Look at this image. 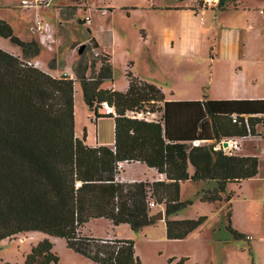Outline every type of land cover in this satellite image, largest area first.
Instances as JSON below:
<instances>
[{
	"label": "trees",
	"instance_id": "trees-1",
	"mask_svg": "<svg viewBox=\"0 0 264 264\" xmlns=\"http://www.w3.org/2000/svg\"><path fill=\"white\" fill-rule=\"evenodd\" d=\"M227 1L220 0L218 8L224 9ZM0 36L21 49L15 55L0 48V241L41 232L64 239L68 248L98 264H141L133 240L95 238L83 235V228L104 218L139 230L154 224V210L164 208L167 237L185 239L206 221L170 219L185 206V181L213 184L203 190L201 201L227 202V230L236 240L246 238L232 226V194L226 189L256 177L259 157L227 155L219 144L238 137L255 142L256 126H264V101H165L161 88L130 71L126 92L102 89L113 77L110 56L91 60L81 54L74 73L86 105L96 110L108 101L116 111L114 147H93L86 143V133L81 139L75 133V80L29 65L41 53L39 43L15 36L1 18ZM146 111H158L160 121L127 116ZM99 117L96 113L95 119ZM134 162L165 178L116 180L118 163ZM58 262L53 243L45 239L32 247L24 264Z\"/></svg>",
	"mask_w": 264,
	"mask_h": 264
},
{
	"label": "crops",
	"instance_id": "crops-1",
	"mask_svg": "<svg viewBox=\"0 0 264 264\" xmlns=\"http://www.w3.org/2000/svg\"><path fill=\"white\" fill-rule=\"evenodd\" d=\"M219 1L214 0L212 6L204 7L201 0H140L139 3H128L120 7V10L126 12L125 17L123 14L121 16L125 20L124 30L121 32H126V23L129 25L133 23L135 27L132 35L136 37L134 40L137 46L136 57H132L131 52L125 50L122 53V62L131 67L132 71L128 68L125 72V82L121 84L117 83L113 71V77L107 79L111 82L107 85L105 80L101 84V88L126 92L129 85L126 74L130 71L135 77L161 88L165 101H264V66H262L264 61L259 62L264 60V0H236L235 2L228 0L224 9L218 8ZM64 5L60 3L57 6ZM104 8L99 11L110 15L112 24H114L116 8L109 1L105 3ZM0 39L4 38L0 36ZM90 39H94L99 46L98 49H93L94 55L108 54L114 68L121 56L118 55L117 48V43L124 41L121 34H115L113 31L111 36H107L106 45H103L93 32H90ZM24 40L38 42V39L34 38H24ZM39 45L43 47L40 43ZM0 48L15 55H21V49L18 46ZM44 54L41 50L40 55L33 62L41 63L40 68L54 77H61L66 74L71 76L76 85L78 80L72 64L65 68L59 63L49 66L47 61L49 56ZM137 61L143 63L142 68L138 71L136 70ZM100 65L99 60L96 65L97 70H99ZM77 100L79 103L81 101V111L84 112L88 123L93 122L97 127L96 143L94 145L87 143L89 137L87 132L86 143L93 147L108 146L113 148L115 144V116L104 115L100 108L91 110L86 105L84 98H80L78 94L75 96L76 136L81 139L77 133ZM96 113L100 115L98 119H95ZM112 129H114V139L111 141L110 132ZM259 130L260 126H256V132ZM263 143L264 141L260 140L247 141L239 152L245 156L259 157L258 175L240 183L228 184L226 189L227 193L232 194V198L228 202L231 205L232 226L238 232L246 235L245 240H251V234L254 233L252 232L253 227L262 225L259 219L261 216H258L257 212L260 210L258 206H262L261 203H264ZM189 171L192 174L194 168L190 166ZM121 176L123 182L154 181L165 178L156 169L149 168L141 162L126 165ZM202 183L204 190L213 187V184ZM218 204V211H224L223 216H225L227 202H219ZM162 209H155L154 214ZM163 210L165 211V209ZM253 210L256 213H252ZM242 217L246 223H240ZM104 220L107 221L104 224V234L94 236L92 233H85L83 228V235L102 239H122L110 231L111 228L117 226H114L107 219ZM261 220L264 221L262 218ZM200 229L201 227L198 230ZM162 231V239L165 241L166 226ZM27 234L18 238L25 237ZM45 239V237H37L33 238V241ZM167 240L170 242L179 241V239L171 240L168 237ZM250 248L256 260L258 256L252 243H250ZM63 250L65 251L64 254L71 257L73 262L98 264L68 248L67 244L63 245Z\"/></svg>",
	"mask_w": 264,
	"mask_h": 264
},
{
	"label": "rangeland",
	"instance_id": "rangeland-1",
	"mask_svg": "<svg viewBox=\"0 0 264 264\" xmlns=\"http://www.w3.org/2000/svg\"><path fill=\"white\" fill-rule=\"evenodd\" d=\"M107 1L111 2L117 10L114 16L116 18L114 24H112L110 15L99 11L105 9L104 5ZM139 1L54 0L51 8L27 10L20 7L21 0H0V18L11 25L15 36L23 40L24 38L38 39V42L41 43L40 37L32 33L35 13L37 12V15L42 20L50 23L53 29L54 41L50 44V47H40L43 54L47 52L46 54L49 56L48 65L59 63L64 68L70 64L73 67L76 66L80 56L79 48L82 45L85 46L83 54L90 57L91 60H95L90 32L95 33V36L103 45H106V38L111 36L113 31L115 34H121V38L124 41L123 43H117L118 55L121 56L113 68L114 78L118 84H121L125 82V72L128 68L131 70V67L123 64L122 53L128 50L131 52L132 57H136L135 50L137 46L134 41L136 37L132 35L135 31L133 23H130V25L126 23V32H121V30H124L123 26L125 24V20L121 16L123 14L125 17L126 12L120 10V7L128 3H139ZM60 3L65 5L57 6ZM87 15L92 18L90 27L84 24V18ZM5 46L15 48L17 45L8 39H0V47ZM262 61L264 60L259 62ZM142 65L143 63L137 61L136 70H140ZM262 66H264V63H262ZM110 82L106 80L107 85ZM75 91V96L78 94L80 98H84L83 90L78 81L75 85ZM80 103L77 100V133L83 138V135L87 132L89 135L87 143L94 145L96 143L97 127L93 122L88 123L84 112L82 113L81 111ZM91 117L93 118V114ZM112 139H114V129L110 132V140L112 141ZM203 190L202 182L186 181L181 185V200L185 206L172 214L170 219L191 220L201 217L206 218L201 229L184 240L170 242L165 235L166 239L164 241L162 239V230L165 229V221L155 222L139 230H133L127 225H118L111 228L110 231L122 239H130L135 242L136 256L141 264H171L169 263L170 259H173L172 263L174 264H179L181 260H183L182 264H264V221L261 220V218L264 219V203H261L262 206H258L260 210L257 212L258 216H261L259 219L262 225L253 227L252 232L254 233L251 232V238L249 237L251 240H236L226 228L227 220L223 216L224 211H218L219 204L201 201ZM227 210L228 207H226ZM255 210L252 213H256ZM106 222L104 219L91 221L85 225L84 232L100 236L105 233L104 224ZM240 223H246L244 217L241 218ZM37 237H45L53 243V250L59 256L57 264H78L73 262L71 257H67L64 254L63 245L66 244L64 239L52 238L41 232H32L25 237L0 241V262L24 264L32 247L41 242L33 241V238ZM250 243L253 244L257 252L258 257L256 260L251 252Z\"/></svg>",
	"mask_w": 264,
	"mask_h": 264
},
{
	"label": "built area",
	"instance_id": "built-area-1",
	"mask_svg": "<svg viewBox=\"0 0 264 264\" xmlns=\"http://www.w3.org/2000/svg\"><path fill=\"white\" fill-rule=\"evenodd\" d=\"M203 2L204 7H209L214 4V0H201ZM54 0H21L20 7L27 9V10H37L40 8H51L52 3ZM84 24L90 27L92 24L91 16L87 15L84 18ZM52 26L50 23L42 20L39 15H37V12L35 13V19H34V27L32 29V32L37 34L40 37L41 45L45 47H50V44L54 41V35L52 33ZM29 65H33L35 67H40V64L38 62H28ZM67 75V74H66ZM71 77V76H70ZM102 111L104 112V115L107 116H116L115 107L110 104L108 101H103L100 104ZM128 117L134 118V119H144L146 121L151 122H159L160 121V113L158 111L152 112V111H146V112H128ZM238 119L236 116L233 118V122L237 123ZM255 141H264V126H260V130L256 132ZM247 141L246 138H229L226 140H223L219 144V148H221L225 154L232 155L234 153H238L242 150V147L244 143ZM224 142H227V146L224 147ZM200 144L199 141L194 142V145L198 146ZM262 157H264V143L262 147ZM129 163H118L117 169H118V175L116 176V180L123 182V177L121 176L124 168ZM131 164V163H130ZM151 207H155V203H150Z\"/></svg>",
	"mask_w": 264,
	"mask_h": 264
},
{
	"label": "water",
	"instance_id": "water-1",
	"mask_svg": "<svg viewBox=\"0 0 264 264\" xmlns=\"http://www.w3.org/2000/svg\"><path fill=\"white\" fill-rule=\"evenodd\" d=\"M84 45L80 46L79 48V54H83V49H84ZM224 147L227 146V142H224ZM165 220V211L162 209V210H159L154 216H153V221L156 222V221H164Z\"/></svg>",
	"mask_w": 264,
	"mask_h": 264
}]
</instances>
